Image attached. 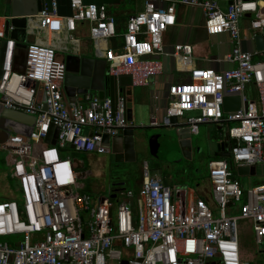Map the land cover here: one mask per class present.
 <instances>
[{"label": "built area", "instance_id": "2783aa9c", "mask_svg": "<svg viewBox=\"0 0 264 264\" xmlns=\"http://www.w3.org/2000/svg\"><path fill=\"white\" fill-rule=\"evenodd\" d=\"M43 1L41 12L26 20L33 22L29 31L44 40L24 45L21 72L14 70L17 44L4 35L12 18L0 16V105L34 118L30 130L7 128L0 143L20 195V203L0 202V264H247L240 257L238 222L250 221L256 240L263 242L264 182L245 189L234 172L264 165V50L242 49L239 23L254 14L251 30L264 32V6L256 0H228L225 9L221 0H143V10L127 21L122 45L104 49L107 74L130 76L131 88L146 87L162 74L168 55L179 71H187L191 46L177 44L165 53L162 36L175 25L178 6L199 9L208 35H229L233 48L224 61L230 68L189 70L187 82L169 85L164 115L152 116L149 126H186L192 136L202 124L228 125L223 140L229 158L208 163V188L199 194L166 186L143 162L137 194L118 185L96 205L80 184L91 172L82 171L70 151L111 154L103 136L114 138L129 127L127 96L118 92L112 102L87 93L69 102L55 50L63 40L79 43L77 24L87 25L95 47L107 44L116 36L115 20L104 5L68 0L71 13L60 16L58 0ZM250 86L253 100L245 96ZM224 89L240 95L238 111L223 112ZM51 126V140L57 130L54 144L45 142Z\"/></svg>", "mask_w": 264, "mask_h": 264}, {"label": "crops", "instance_id": "0c3cea01", "mask_svg": "<svg viewBox=\"0 0 264 264\" xmlns=\"http://www.w3.org/2000/svg\"><path fill=\"white\" fill-rule=\"evenodd\" d=\"M260 6H264V0H256ZM85 4L94 5H104L107 9V13L111 15L115 20V38L111 39L107 44L100 43L94 46L93 42L88 36V27L86 24H77V29L74 34L75 39L79 40L78 44L70 43L63 40L56 46V60L61 63L65 55H76L80 57H88L83 54L85 50H82L81 38H87L93 45L92 54L94 56H99L103 58L104 49L108 47H120L122 45V35L126 32L128 19L143 10L144 2L143 0H83ZM228 0H221L220 5L223 9L227 7ZM37 0H0V16L11 17L9 21V31L7 37L16 42V55L14 62V70L21 72L24 69V59L25 50L23 45L28 43L39 41L40 43L44 40L43 35H38L36 31H29V25L33 22L28 23L26 20L27 16H33L39 13L37 12ZM41 12V11H40ZM57 13L60 16H68L71 13L68 0H58ZM255 17L254 14L245 15L239 23L240 35L242 38L241 47L244 51H258L255 47L254 42V32L250 28V22ZM13 20H16V26L12 24ZM35 22V20H33ZM6 29V28H5ZM13 33V36L11 34ZM264 37V32L260 33ZM5 35V34H4ZM63 39L64 35H60ZM3 41V40H1ZM163 48L165 53L170 54L174 45L177 44H188L192 48V56L189 61V69L187 71H179L175 64L174 59L168 55L163 57V72L160 76L152 79L148 86L146 87H132V105L127 107V118L129 127L134 129L147 128L152 116H157L159 118L163 117L165 107H166V96L167 89L170 84H176L181 82H187L189 80L190 71L193 68H211L216 71H224L230 68L224 59L231 52L233 45L230 37L226 33H220L217 35L210 36L206 33L204 28V16L199 9L188 8L184 6H178L176 9V23L173 27L168 28L162 36ZM3 43H0V53L3 49ZM60 53H63L60 55ZM66 55V56H67ZM1 67V66H0ZM107 73V70H106ZM1 74V69H0ZM175 75V76H174ZM92 95L97 94L95 92H90ZM245 96L249 100L255 98V90L253 87H248L245 90ZM98 97V96H97ZM81 100V97H78ZM20 126V127H18ZM150 127V126H149ZM155 128V127H152ZM23 129V124H18L13 127V131H21ZM146 136V135H145ZM191 138V136H190ZM191 141V140H190ZM149 144L146 143L145 139H141L137 132L134 131V161L148 154ZM191 150V149H190ZM185 152V151H184ZM186 150V155L189 153ZM216 152V146L214 154ZM213 154V157L215 155ZM215 160V159H214ZM132 161V162H134ZM146 162V161H143ZM140 164V179L137 182V186L132 190L137 194L140 190L141 183V165ZM210 162V161H209ZM131 163V162H130ZM127 166V165H126ZM152 175L159 177L166 186L178 187L168 185L161 178L157 167H150ZM259 181H255L254 185L264 182V177H258ZM116 184V183H115ZM121 184V183H118ZM114 184H112L113 186ZM242 185V184H241ZM253 185V186H254ZM112 186L109 189V194L112 193ZM195 190L198 194L202 193L206 188H208V180L205 181L204 185L200 183L194 186H186ZM94 203L97 205L99 201L104 197H92ZM12 200V199H10ZM135 202L131 201V206L136 214L133 204ZM136 204V203H135ZM247 224L248 230L252 236V241L256 245H261L263 250H259L257 254L258 260H264V240L263 242H258L255 238L254 233L251 229V222L248 220H240ZM239 221V222H240ZM239 239V233H238ZM240 257L241 260L247 264H255L253 261H246V256L244 255L243 248L239 240ZM255 259V260H256Z\"/></svg>", "mask_w": 264, "mask_h": 264}, {"label": "rangeland", "instance_id": "374dc122", "mask_svg": "<svg viewBox=\"0 0 264 264\" xmlns=\"http://www.w3.org/2000/svg\"><path fill=\"white\" fill-rule=\"evenodd\" d=\"M81 45L82 50H85L83 54L93 57L91 51L93 45L87 38H81ZM62 54L60 53V55ZM233 125L235 124L229 123V126ZM146 127V129H134V131L149 144L148 154L139 157L134 162H128L127 166L117 165L112 153L88 157L85 154L70 151L74 159L79 160L82 164L81 170L91 172L86 178L80 180V184L85 186L92 197L109 196V189L115 183L117 185L121 183L122 188L133 190L140 179V164L143 161H146L151 168L157 167L161 172V178L168 185L178 186L179 188L194 186L198 183L204 185L209 177L208 163L216 158L213 157L215 146L225 138L228 125H199L198 135H192L190 138L191 150L187 155L186 150L185 152L182 151L179 146L176 127L162 125L155 128L149 127V125ZM6 156L7 153L0 150V198L9 197L20 203L19 185L11 177L12 170L6 162ZM234 175L245 189L253 186L255 181H259L257 177H239L236 170ZM133 208L135 210V203ZM83 220L88 221L86 215H83ZM238 233L244 255L247 258L246 261L264 264V260L256 259L259 250H263V247L261 245L255 246L247 224L242 221L238 222ZM108 264L115 263L109 262Z\"/></svg>", "mask_w": 264, "mask_h": 264}, {"label": "water", "instance_id": "95a60500", "mask_svg": "<svg viewBox=\"0 0 264 264\" xmlns=\"http://www.w3.org/2000/svg\"><path fill=\"white\" fill-rule=\"evenodd\" d=\"M43 4V0H37V12L43 9ZM16 23L17 21L13 20L12 24L14 26H16ZM9 24V21H7L5 30L6 36L8 35ZM11 36H13V33ZM254 42L256 50H264V37L261 34L254 35ZM21 47L24 48V45ZM61 65L62 69H64V92L69 102H76L78 97L90 92H95L101 100L108 97L114 102L117 93L120 92L125 93L127 96V107L130 108L132 105L131 77L119 76L116 78L108 75L106 73L107 63L102 57H80L70 54L64 57L61 61ZM244 105L246 107L247 102ZM240 106V95L238 93H227L224 89L223 112H236L240 109ZM170 121L172 124L176 123L175 118L170 119ZM18 124L28 126V130H30V127L34 124V118L21 112L2 108L0 105V143L4 142L7 137L6 129L8 128L7 130H11L13 126ZM176 131L181 150L190 151L191 144L188 128L186 126L181 128L176 127ZM52 132L53 126L50 127L49 133L45 139L46 143H55L57 130L55 131L54 138L51 140ZM103 142L110 145L111 152L116 157V163L134 161V128L128 127L121 134L111 139L105 135L103 136ZM227 148V143L224 140L220 141L216 144L215 157L228 159L229 153ZM229 167L233 169L231 163H229ZM236 174L239 177H264V165L238 167L236 169ZM111 198L114 199L115 195H112ZM104 199L105 197L101 199V203ZM111 213L112 210H110V215Z\"/></svg>", "mask_w": 264, "mask_h": 264}, {"label": "flooded vegetation", "instance_id": "af4514ba", "mask_svg": "<svg viewBox=\"0 0 264 264\" xmlns=\"http://www.w3.org/2000/svg\"><path fill=\"white\" fill-rule=\"evenodd\" d=\"M227 146H228V144H227ZM115 157V156H114ZM114 159H116V157L114 158ZM117 165H119V166H126L127 165V163H125V162H121V163H117ZM115 185V186H114ZM113 186H112V188H111V190L112 191H114L116 188H117V186L119 185H117V184H114Z\"/></svg>", "mask_w": 264, "mask_h": 264}, {"label": "trees", "instance_id": "16d2710c", "mask_svg": "<svg viewBox=\"0 0 264 264\" xmlns=\"http://www.w3.org/2000/svg\"><path fill=\"white\" fill-rule=\"evenodd\" d=\"M16 126H17V125H16ZM16 126H13V127H16ZM18 127H20V126H18ZM215 159H219V158H215ZM234 177L236 178L235 175H234ZM236 179H237V178H236ZM258 184H261V183L258 182ZM258 184H257V185H258ZM119 185H120V184H119ZM114 186H115V185H114ZM85 191L89 193V191H87L86 188H85ZM89 194H90V193H89ZM0 200H1V201H4V200H10V198H9V197H2V198H0Z\"/></svg>", "mask_w": 264, "mask_h": 264}]
</instances>
